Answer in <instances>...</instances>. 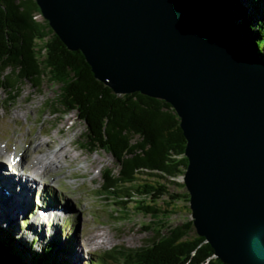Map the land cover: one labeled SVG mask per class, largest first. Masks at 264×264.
Returning <instances> with one entry per match:
<instances>
[{
    "label": "water",
    "instance_id": "95a60500",
    "mask_svg": "<svg viewBox=\"0 0 264 264\" xmlns=\"http://www.w3.org/2000/svg\"><path fill=\"white\" fill-rule=\"evenodd\" d=\"M95 78L176 115L198 236L225 264H264V60L229 0H36Z\"/></svg>",
    "mask_w": 264,
    "mask_h": 264
},
{
    "label": "trees",
    "instance_id": "16d2710c",
    "mask_svg": "<svg viewBox=\"0 0 264 264\" xmlns=\"http://www.w3.org/2000/svg\"><path fill=\"white\" fill-rule=\"evenodd\" d=\"M229 2L243 38L264 60V0ZM39 17L36 0H0V94L5 92L7 103L13 104L24 83L40 90L43 79L49 77L60 89L56 102L47 106L50 112L82 117L89 129L87 150H102L116 160L118 169L105 171L100 194L119 200L117 205L128 216L131 212L150 216L160 226L146 246L123 248L89 264H109L108 260L115 264H225L205 238L193 234V220L170 226L174 212L167 209L173 210L180 200L190 202L188 194L175 195L167 187L172 183L184 188L172 179L184 175L188 167L187 143L176 115L163 102L140 94L116 95L95 78L83 54L70 51ZM166 196L169 201L163 200ZM131 204H135L133 210ZM27 217L24 222L29 230L22 231L20 226L23 234L14 228L0 238V264H74L72 239L61 241L66 229L57 236L51 230L41 242L40 231L35 232L39 226H29Z\"/></svg>",
    "mask_w": 264,
    "mask_h": 264
},
{
    "label": "rangeland",
    "instance_id": "374dc122",
    "mask_svg": "<svg viewBox=\"0 0 264 264\" xmlns=\"http://www.w3.org/2000/svg\"><path fill=\"white\" fill-rule=\"evenodd\" d=\"M39 20L44 21L45 18L39 17ZM59 91V87L52 84L49 77H45L40 90L35 89L29 82L24 83L20 98L13 104L7 103L8 95L5 92L0 94V155L7 157L15 155L17 160L21 161L19 159L27 151L30 152L39 139L49 140V137H52L56 138V141L60 140L56 146L66 143L71 153L78 157L76 160L60 158L57 166L64 169L58 173L51 172L43 183H38L39 189L28 195L26 210L22 212L13 210V201L8 196L9 189L11 191L16 189L17 182L13 190L8 186V192L0 193V238L4 239V232H13L14 228L15 233L19 235L23 234V230H29L24 222L29 216L27 217L29 226H39L35 228V232L40 231L38 238L41 242L46 241L51 230L52 234L56 235L58 231L64 232L66 229L61 241L64 244L65 241L72 239L70 259L74 264H89L91 261H98L100 256L123 248L139 249L146 246L160 226L156 227L150 216L134 212H128L131 214L128 216L127 212H123L117 205L119 200L100 194L105 182V171L116 170L118 165L113 156L102 150H87L85 146L88 142L89 129L82 117L72 112H64L57 116L50 112L47 106L56 102ZM58 130H62V133L59 134ZM30 140H33V144L28 148L27 141ZM11 163L0 162L6 175L13 173ZM141 178L146 179V176ZM172 180L177 184H183L182 177ZM29 182L32 183V180ZM167 187L172 194H188L187 189L179 185L170 183ZM36 198L37 200L41 198L43 212L35 208ZM163 200L169 201V197L166 196ZM50 203L53 204L47 207ZM134 206L135 204L130 205L131 210ZM160 206L167 208L162 201ZM167 210L174 212L169 219L171 227L192 220L190 203L184 200L178 201L173 210L172 208ZM47 212L49 218H46ZM20 226H23L22 231L19 230ZM195 233L196 229L193 231V234ZM108 263L115 264L110 260Z\"/></svg>",
    "mask_w": 264,
    "mask_h": 264
},
{
    "label": "bare ground",
    "instance_id": "6f19581e",
    "mask_svg": "<svg viewBox=\"0 0 264 264\" xmlns=\"http://www.w3.org/2000/svg\"><path fill=\"white\" fill-rule=\"evenodd\" d=\"M62 130H58L59 134L62 133ZM55 139H53L52 137H49V140L39 139V142L36 144V146H32L34 148H30V152L27 151L26 154L23 155L22 161H18L15 155L12 157L0 155V162H4L5 164L12 162L10 165H12L14 168L12 174L6 175L3 167L0 166V179H2V183L0 184V193L8 192V186H11V189L13 190V188L15 187V182H17L16 189L14 188L15 191H11L9 189L8 195L13 201L12 208L14 211L17 210L18 212H22L24 209L26 210V204L29 199L28 195H31L39 189L38 183H43L51 172L58 173L64 169V167L62 166H57V162L60 158L69 160L70 158H73L74 160L78 159L77 156H74L71 153L66 143H62L61 145L57 144L58 146H56V143L60 140L56 141ZM32 141H27L28 148L29 145L31 147V145L33 144ZM54 166H56V168H54ZM29 180H32V183H30ZM50 214L52 215L51 212ZM49 217L50 215L47 212L46 218ZM12 220L15 219L12 218Z\"/></svg>",
    "mask_w": 264,
    "mask_h": 264
}]
</instances>
